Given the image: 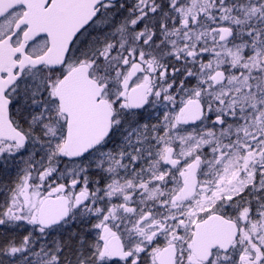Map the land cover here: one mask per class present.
Masks as SVG:
<instances>
[{
  "label": "snow or ice",
  "instance_id": "6c2138e0",
  "mask_svg": "<svg viewBox=\"0 0 264 264\" xmlns=\"http://www.w3.org/2000/svg\"><path fill=\"white\" fill-rule=\"evenodd\" d=\"M0 264H264V0H0Z\"/></svg>",
  "mask_w": 264,
  "mask_h": 264
}]
</instances>
